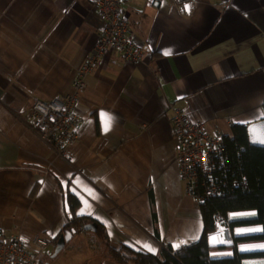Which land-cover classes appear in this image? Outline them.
<instances>
[{"label": "crops", "instance_id": "crops-1", "mask_svg": "<svg viewBox=\"0 0 264 264\" xmlns=\"http://www.w3.org/2000/svg\"><path fill=\"white\" fill-rule=\"evenodd\" d=\"M126 10L143 56L97 60L75 102L82 135L65 161L33 129V98L73 91L105 21L93 0H0V238L50 240L40 264H121L110 248L158 256L198 243L205 222L180 172L174 109L221 136L230 120L264 119V0H194L190 13L174 0H128ZM76 218L97 230L75 229L52 258ZM252 243L238 249L264 251ZM225 252L211 257H232Z\"/></svg>", "mask_w": 264, "mask_h": 264}, {"label": "built area", "instance_id": "built-area-1", "mask_svg": "<svg viewBox=\"0 0 264 264\" xmlns=\"http://www.w3.org/2000/svg\"><path fill=\"white\" fill-rule=\"evenodd\" d=\"M127 1L93 0L95 9L100 11L105 21L104 30L94 45L96 55L81 66L72 85L73 91L67 96L56 95L49 102L33 98V129L64 160L70 158L72 149L82 135L84 121L75 110V102L85 89V77L95 69L97 60L120 54L126 60L136 63L143 56V49L131 37ZM174 1L184 7L186 12H191L194 0ZM174 111L171 124L179 140L178 162L192 202L199 204L210 198L224 196L228 185L224 177L218 175L229 162L225 154L224 137L208 132L205 124L193 119L188 111ZM229 127H233L232 121ZM245 185V182L234 183V188L239 189ZM216 221L217 236L223 233L229 236V230H225L228 220L218 214ZM50 246V240L40 236H3L0 238V264H40Z\"/></svg>", "mask_w": 264, "mask_h": 264}, {"label": "trees", "instance_id": "trees-1", "mask_svg": "<svg viewBox=\"0 0 264 264\" xmlns=\"http://www.w3.org/2000/svg\"><path fill=\"white\" fill-rule=\"evenodd\" d=\"M225 154L229 162L219 172L228 185L227 193L222 197L210 198L199 203L205 231L201 240L182 251H174L167 247L158 256L137 253L126 246L110 248L109 256L121 264H243L246 259L264 258L263 252L240 253L236 249L233 257L213 259L211 252L216 249H226L224 245H214L216 232V216L221 214L227 220L237 213L254 212L256 218L240 222H232L231 227H250L256 232L236 237L234 242H264V149L252 147L248 140V130L245 126H235L232 134L224 137ZM245 186L234 188V183ZM77 204H73L76 208ZM83 220L73 219L65 232L71 229L82 230ZM256 228L262 232L257 233Z\"/></svg>", "mask_w": 264, "mask_h": 264}, {"label": "water", "instance_id": "water-1", "mask_svg": "<svg viewBox=\"0 0 264 264\" xmlns=\"http://www.w3.org/2000/svg\"><path fill=\"white\" fill-rule=\"evenodd\" d=\"M264 139V119L255 123H252L248 126V140L252 147L264 149V144L254 143L253 141H259ZM98 225L96 223H88L83 226L85 231H96ZM76 230L71 229L66 231L63 235L59 237L56 242L55 251L52 255V258H56L65 248L66 244L70 242L75 235Z\"/></svg>", "mask_w": 264, "mask_h": 264}, {"label": "rangeland", "instance_id": "rangeland-1", "mask_svg": "<svg viewBox=\"0 0 264 264\" xmlns=\"http://www.w3.org/2000/svg\"><path fill=\"white\" fill-rule=\"evenodd\" d=\"M229 123H230V121H229ZM229 123H228V127H229ZM230 130H231V128H229ZM209 132V131H208ZM213 134V133H212ZM231 134H232V130H231ZM230 134V135H231ZM220 136V135H219ZM225 136H229V135H225ZM78 143H79V140H78ZM77 143V144H78ZM76 144V145H77ZM75 145V146H76ZM57 154V153H56ZM58 156V155H57ZM59 157V156H58ZM59 158H61V157H59ZM61 159H63V158H61ZM64 160V159H63ZM65 161H68V160H65ZM183 179V178H182ZM183 181H184V179H183ZM184 183H185V181H184ZM254 214V215H253ZM234 216V219L235 220H237V221H241L243 218H250V219H253V217H255L256 218V213H254V212H245V213H237V214H234L233 215ZM237 228V227H236ZM232 229V228H231ZM257 229V233L259 232V229L258 228H256ZM232 232L234 231V230H231ZM254 232H256L255 230H252V231H250V232H244V233H246V234H248V233H254ZM239 236H242V235H240V234H236V233H234L233 232V236H232V241H227L226 243H225V245H226V251H228V253H224V255H227V256H234L235 255V253H236V249L240 252V253H251V252H253L254 250H247V251H242V250H240V249H238L239 247H240V245H239V243L236 245L235 244V242H234V240H235V238L236 237H239ZM247 243H252V242H247ZM252 244H256V243H252ZM215 245H217V244H215ZM254 246V245H253ZM245 247H247V245H245ZM248 248V247H247ZM251 249H255V248H251ZM226 258H228V257H226ZM244 262V261H243ZM261 263H264V260H256V259H254V258H252V259H246L245 260V264H261Z\"/></svg>", "mask_w": 264, "mask_h": 264}, {"label": "clouds", "instance_id": "clouds-1", "mask_svg": "<svg viewBox=\"0 0 264 264\" xmlns=\"http://www.w3.org/2000/svg\"><path fill=\"white\" fill-rule=\"evenodd\" d=\"M33 107V106H32ZM232 120H230V122H231ZM233 122V121H232ZM205 124V123H204ZM236 126V124L233 122V127H231V130L234 128ZM248 126L249 125H247V124H245V127L247 128V130H248ZM230 128V127H229ZM223 137H226V136H223ZM195 204V203H194ZM196 205H199V204H196ZM221 215V214H220ZM253 218H255V217H253ZM226 219V218H225ZM248 219H250V218H243L241 221H245V220H248ZM240 222V221H237V220H235L234 219V216H233V214L231 215V217H230V220H228V226L227 227H225V230H229V236H228V234H226V233H223V234H221V235H218L217 236V234H218V224H217V229H216V232L214 233V234H212L211 236L213 237V244L215 245V244H217V245H224V246H226L225 245V243L227 242V241H232V236H233V232L231 231V230H235V229H237V228H247V227H234V228H232L231 227V223L232 222ZM216 223H217V221H216ZM232 228V229H231ZM250 228V227H249ZM224 232V231H223ZM248 234H251V233H248ZM243 235H246V233H243L242 234V236Z\"/></svg>", "mask_w": 264, "mask_h": 264}, {"label": "snow or ice", "instance_id": "snow-or-ice-1", "mask_svg": "<svg viewBox=\"0 0 264 264\" xmlns=\"http://www.w3.org/2000/svg\"><path fill=\"white\" fill-rule=\"evenodd\" d=\"M186 9H188V6H186ZM108 126H110V121H109V125H106V128H105V130H107V127ZM254 143H261V144H264V139H261V140H259V141H256V140H254L253 141ZM254 215V214H253ZM178 246V245H177ZM149 251H153V249L152 248H149Z\"/></svg>", "mask_w": 264, "mask_h": 264}, {"label": "bare ground", "instance_id": "bare-ground-1", "mask_svg": "<svg viewBox=\"0 0 264 264\" xmlns=\"http://www.w3.org/2000/svg\"><path fill=\"white\" fill-rule=\"evenodd\" d=\"M242 126H245V125H242ZM261 232H262V230H261V228H260L258 233H261Z\"/></svg>", "mask_w": 264, "mask_h": 264}]
</instances>
